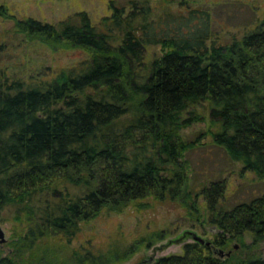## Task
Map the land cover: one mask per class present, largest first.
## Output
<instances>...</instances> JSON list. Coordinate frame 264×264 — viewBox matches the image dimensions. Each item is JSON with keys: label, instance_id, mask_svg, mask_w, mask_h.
<instances>
[{"label": "trees", "instance_id": "trees-1", "mask_svg": "<svg viewBox=\"0 0 264 264\" xmlns=\"http://www.w3.org/2000/svg\"><path fill=\"white\" fill-rule=\"evenodd\" d=\"M174 1L185 11L170 0H111V13L97 23L85 10L50 23L0 3L15 32L90 54L49 77L0 69V214L9 212L4 220L13 224L0 264H119L165 232L107 249L74 245L84 225L158 203L200 212L196 196L219 230L216 247L264 243V192L228 205L227 181L196 190L185 159L210 135L242 163L241 174L264 179V15L223 39L210 11ZM158 45L163 53L149 60L147 49ZM199 105L218 129L190 140L182 129L201 118ZM249 254L220 257L191 241L152 264H264Z\"/></svg>", "mask_w": 264, "mask_h": 264}, {"label": "rangeland", "instance_id": "rangeland-1", "mask_svg": "<svg viewBox=\"0 0 264 264\" xmlns=\"http://www.w3.org/2000/svg\"><path fill=\"white\" fill-rule=\"evenodd\" d=\"M111 0H0L5 3L11 14L16 16H34L38 19L59 23L61 20L80 11H87L94 23L111 13ZM129 0H115L117 4H127ZM172 9L183 10L176 1L170 0ZM193 8H202L210 11L213 17V26L218 34L224 38L234 32H239L241 25L249 24L251 20L258 21L264 15V0H190ZM13 18L0 15V69H6L11 75L23 78L49 77L62 67L72 66L87 60L90 54L81 48L50 47L39 40H30L25 34L15 32ZM240 33V32H239ZM161 46H150L146 55L148 59L161 55ZM200 119L182 129L187 139L206 130L216 131L209 118V107L199 105ZM186 153L188 172L192 185L196 190L210 180L225 179L227 181L226 201L232 205L240 200H250L253 196L264 192V179H260L253 172L241 174L242 163L231 160L223 147L216 144L210 135L201 139ZM202 210L192 212L182 206L174 204H160L155 209L136 211L130 207L125 213H111L93 220L83 226V230L75 240L74 245L90 242L107 249L110 243L118 240L119 243H130L142 236L146 237L153 231H163L165 236L152 241H144L139 250L129 259L119 264H152L160 256L182 253L186 242L195 241L192 233L211 240L215 239L219 231L216 226L207 221L202 196L197 197ZM201 214V215H199ZM10 213L3 211L0 214V224L5 230L7 241L11 239L13 224ZM3 219V220H2ZM6 241V242H7ZM3 248L8 249V244ZM247 244H251L252 236H246ZM237 245V247H236ZM230 249L252 256L264 257V243L251 249L237 240L231 242ZM247 252V253H246Z\"/></svg>", "mask_w": 264, "mask_h": 264}, {"label": "water", "instance_id": "water-1", "mask_svg": "<svg viewBox=\"0 0 264 264\" xmlns=\"http://www.w3.org/2000/svg\"><path fill=\"white\" fill-rule=\"evenodd\" d=\"M192 236H193L195 241H198V242H200L206 246H212L214 253L220 257H225V256L231 255L232 250L225 251L221 247H216L211 240H208V239L204 238L203 236L197 235L196 233H192ZM6 241H7V238L5 236V230L3 229V227L0 224V243L3 244ZM236 247H237V245H236Z\"/></svg>", "mask_w": 264, "mask_h": 264}]
</instances>
